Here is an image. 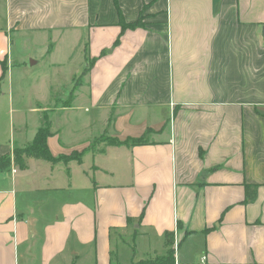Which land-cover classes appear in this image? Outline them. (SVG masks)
Listing matches in <instances>:
<instances>
[{
  "label": "crops",
  "instance_id": "0c3cea01",
  "mask_svg": "<svg viewBox=\"0 0 264 264\" xmlns=\"http://www.w3.org/2000/svg\"><path fill=\"white\" fill-rule=\"evenodd\" d=\"M4 6L0 82L13 61L25 69L41 58V90L52 93L50 68L66 67L69 81L66 98L31 109L32 127L0 138L9 160L0 161V264H131L149 252L160 264H198L203 254L211 264H264V0ZM11 109L14 128L23 111ZM43 119L52 156L79 157L16 161L14 148Z\"/></svg>",
  "mask_w": 264,
  "mask_h": 264
},
{
  "label": "rangeland",
  "instance_id": "374dc122",
  "mask_svg": "<svg viewBox=\"0 0 264 264\" xmlns=\"http://www.w3.org/2000/svg\"><path fill=\"white\" fill-rule=\"evenodd\" d=\"M4 9H5L4 0H0V12L4 11ZM11 36L13 38V43L10 44L9 50L14 52L13 56H15V58L17 59V55H15L16 54L15 45L17 40H15V35L12 34ZM32 39L33 40L30 45L32 46V50H33L32 54L34 59L35 54L39 55L37 54L39 51H35L34 49L39 48V46L44 43V37L38 36ZM58 49H59L58 51L61 52L60 45H58ZM15 62L16 61H13V68L9 76V79H5L0 82V129H1L0 138H4L10 135L12 133V130H16V126L21 125L20 123L22 122H25L26 124L25 128L32 127L35 124V122H37V112L31 111V109L33 108L36 109V107L50 106L52 98L53 101L55 100V97L64 98L65 94L63 93H67L66 88L68 86L67 83L69 81V78H65L64 76V74L66 73L65 71L66 67L61 66L60 71L53 70L50 68L47 73L43 74V76L45 75L44 77H46L47 74V77L44 79H47V81H49L52 84V93H46L45 89L43 90L40 89V88H44L45 85L36 84L34 79V72L39 73L40 71H43L47 66L46 63L48 62L46 61V58L43 59L41 58L37 66L33 64L32 67H25V69H22V67L19 68L20 65H17ZM26 62L30 63V58H28ZM59 89L64 90V92L60 93ZM7 90L10 91V96L7 94ZM3 91L4 93H2ZM8 97L10 98L9 100L7 99ZM12 106L19 107V109H22L23 111L19 119L15 118L17 117L16 114L19 113L14 114L13 116L15 120L14 128L10 123V118L9 121L7 122V117L11 114ZM47 114L48 113L45 111L44 116L46 118H47ZM76 119H79V116L76 117ZM43 125L44 123L41 126ZM95 126H97V124H95ZM61 127H65V126H61ZM67 129L68 127L66 124V130ZM102 135L103 134H100V137L97 138L99 139L103 138ZM93 142L94 143L96 142V138L95 140H93ZM23 147H16V148H23ZM13 154L15 157L16 153H14V150H13ZM75 154L78 153L75 152ZM128 246L130 247V250H132V244H128ZM130 250L127 249L126 246L121 247L120 251L122 253V256L119 255V260L120 258L125 259V257H127L130 254L129 253ZM147 255L146 254L144 255L145 258L147 259L135 260L131 264H153V263L160 264L158 262V258L150 259V258H154L156 256L155 254L149 252V254Z\"/></svg>",
  "mask_w": 264,
  "mask_h": 264
},
{
  "label": "trees",
  "instance_id": "16d2710c",
  "mask_svg": "<svg viewBox=\"0 0 264 264\" xmlns=\"http://www.w3.org/2000/svg\"><path fill=\"white\" fill-rule=\"evenodd\" d=\"M140 19L134 22H122L121 23V28L126 29L127 27H135L139 24ZM44 120V125L41 126V128H38L33 136V139L27 143L26 146L23 148H14V153L16 161H18L21 164V159L22 155H32L35 157H43L49 160H57L59 158L67 160L73 157H79L80 153L75 154V152H72L70 155H60L57 156V158L53 157L51 152H49L48 147H47V136L49 135V123L47 119ZM103 139L111 145H116V144H133V143H138V139L130 138V139H120L118 137H111V136H105ZM77 153V152H76ZM0 161L3 162L2 165L5 164V166L8 165V156H3L0 157ZM256 185H245V199L246 200H251L255 197L256 195ZM168 256L173 255V252L171 250H168Z\"/></svg>",
  "mask_w": 264,
  "mask_h": 264
},
{
  "label": "built area",
  "instance_id": "2783aa9c",
  "mask_svg": "<svg viewBox=\"0 0 264 264\" xmlns=\"http://www.w3.org/2000/svg\"><path fill=\"white\" fill-rule=\"evenodd\" d=\"M198 264H211V263H209V262L207 263V256H206V254H203L200 257Z\"/></svg>",
  "mask_w": 264,
  "mask_h": 264
},
{
  "label": "water",
  "instance_id": "95a60500",
  "mask_svg": "<svg viewBox=\"0 0 264 264\" xmlns=\"http://www.w3.org/2000/svg\"><path fill=\"white\" fill-rule=\"evenodd\" d=\"M263 34H264V32H263ZM30 63H32V60H30Z\"/></svg>",
  "mask_w": 264,
  "mask_h": 264
}]
</instances>
